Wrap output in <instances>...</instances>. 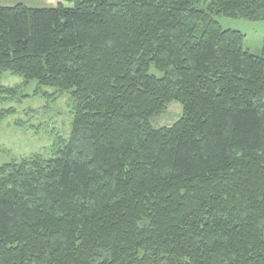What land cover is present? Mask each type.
Masks as SVG:
<instances>
[{
    "label": "trees",
    "instance_id": "trees-1",
    "mask_svg": "<svg viewBox=\"0 0 264 264\" xmlns=\"http://www.w3.org/2000/svg\"><path fill=\"white\" fill-rule=\"evenodd\" d=\"M52 2L0 7V81L77 103L63 147L0 167V264H264V45L217 20L264 0Z\"/></svg>",
    "mask_w": 264,
    "mask_h": 264
},
{
    "label": "rangeland",
    "instance_id": "rangeland-1",
    "mask_svg": "<svg viewBox=\"0 0 264 264\" xmlns=\"http://www.w3.org/2000/svg\"><path fill=\"white\" fill-rule=\"evenodd\" d=\"M208 11L209 0H191ZM23 4L29 8H53L52 0H0V7ZM225 30L246 35L245 49L260 56L264 45V22L217 18ZM154 74H158L155 71ZM77 103L71 92L39 85L22 77L5 73L0 81V113L12 111L0 123V167L36 155L51 156L63 147L72 133ZM184 116V107L172 102L151 121L156 131L174 127ZM24 124L19 127L17 124Z\"/></svg>",
    "mask_w": 264,
    "mask_h": 264
}]
</instances>
